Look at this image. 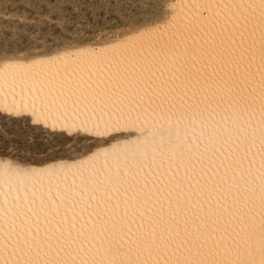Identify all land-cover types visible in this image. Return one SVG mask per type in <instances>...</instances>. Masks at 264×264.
<instances>
[{
  "label": "snow or ice",
  "instance_id": "snow-or-ice-1",
  "mask_svg": "<svg viewBox=\"0 0 264 264\" xmlns=\"http://www.w3.org/2000/svg\"><path fill=\"white\" fill-rule=\"evenodd\" d=\"M106 2L111 8L119 5L122 13L125 6L132 11L123 19L113 14L117 24L110 29L116 33L111 40L89 47L91 41H74L53 24L59 43L52 36L48 42L63 51L40 53L21 78L40 85L42 107L59 110L68 101L83 105L85 132L104 136L122 132L129 121L151 119L162 157L178 160L177 168L184 163L182 124L199 123L213 153L224 151L215 146L224 134L221 144L234 147L216 167H223L225 176L233 172V179L209 177L193 185L186 169L183 180L169 181L159 201L165 185L152 181L155 190L145 191L151 177L146 174L141 182L142 168L107 177L109 184L127 182L124 190L131 195L123 212L113 205L97 233L101 240L92 259L81 264H160L161 257L164 264H264V0ZM8 54L0 39L5 74ZM253 149L260 157L258 183L245 179L244 172L237 180L235 170L256 154ZM254 164L249 160V176ZM136 216L140 223L132 231Z\"/></svg>",
  "mask_w": 264,
  "mask_h": 264
},
{
  "label": "bare ground",
  "instance_id": "bare-ground-1",
  "mask_svg": "<svg viewBox=\"0 0 264 264\" xmlns=\"http://www.w3.org/2000/svg\"><path fill=\"white\" fill-rule=\"evenodd\" d=\"M112 37L89 47H101ZM58 51L62 52L63 49ZM39 54L5 57L8 71L5 74L0 69V114L13 119L27 118L36 128L51 133L86 136L103 144L80 157L41 164L18 163L0 157V264H25L26 261L81 264V261L91 260L101 240L97 233L107 214L116 204L123 212L124 201L131 195L124 190L127 182L123 187L115 179L113 184H109L107 177L115 178L129 168L137 171L142 168L141 182L146 174L151 177L145 191L155 190L152 181H155L156 187L161 183L165 185V190L159 194V201H164L170 187L169 181L173 178L183 180L186 169L191 173L188 179L193 185L197 179L203 183L209 177H224L232 181L233 172L229 171L225 176V169H217L216 166L225 160L234 144H221L222 134L215 146H223L224 151L213 153L212 145L207 135L202 134L199 123L180 126L179 142L184 145V163L177 168L178 160L169 163L167 156L162 157L160 137L151 134L154 130L151 119H140L135 123L129 121L122 132L98 136L82 130L84 123H87L83 105H73L68 101L66 107L59 110L42 107L37 100L43 94L40 85L20 76V72ZM88 127L91 128L92 124L89 123ZM251 130L249 127L248 131ZM142 132L145 135H141ZM113 135L117 138L112 139ZM137 139L139 145H136ZM128 141L132 146L126 148ZM253 153L256 154L250 155L242 167L235 170L237 180L240 172H244L245 179L249 182L255 179L258 183L260 157L256 149H253ZM249 160L255 161L250 176L247 174ZM3 162L10 165L8 170H5ZM183 187L186 192L190 191L186 181ZM128 219H133L131 213ZM139 223V216H136L132 231ZM93 224L96 225L95 231L92 230ZM164 259L160 258V264H164Z\"/></svg>",
  "mask_w": 264,
  "mask_h": 264
},
{
  "label": "rangeland",
  "instance_id": "rangeland-1",
  "mask_svg": "<svg viewBox=\"0 0 264 264\" xmlns=\"http://www.w3.org/2000/svg\"><path fill=\"white\" fill-rule=\"evenodd\" d=\"M123 13L131 16V8L125 6ZM123 13L119 5L111 8L106 0H58V3L0 0V39L8 56L52 53L61 50L48 42L54 31L53 24L74 41L83 38L94 44L116 35L110 31L117 24L113 14L123 19ZM52 15L59 18L53 21ZM52 40L59 43L56 36H52ZM101 144V141L86 136H66L36 128L27 118L13 119L0 114V157L14 162L41 164L71 159Z\"/></svg>",
  "mask_w": 264,
  "mask_h": 264
}]
</instances>
